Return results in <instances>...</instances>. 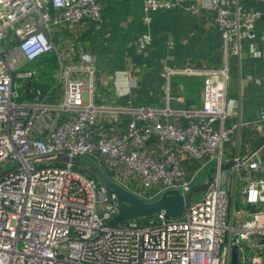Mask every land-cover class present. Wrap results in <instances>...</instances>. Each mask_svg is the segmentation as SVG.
I'll list each match as a JSON object with an SVG mask.
<instances>
[{
    "label": "built area",
    "instance_id": "2783aa9c",
    "mask_svg": "<svg viewBox=\"0 0 264 264\" xmlns=\"http://www.w3.org/2000/svg\"><path fill=\"white\" fill-rule=\"evenodd\" d=\"M182 1L143 0V7L147 13ZM207 1L227 59L239 56L264 11L247 10L239 0ZM185 6L199 12L193 2ZM85 21L102 22L99 0H0V264H232L234 248L239 264H264V153L250 146L245 157L238 153L243 129L264 133V110L235 120L237 107L226 94L228 63L221 69L163 67L167 94L174 75L204 77L202 105L189 110L200 117L184 126L161 118L169 109L140 107L131 110L125 130L109 135L92 99L89 54L82 55L88 65L77 68L89 77L73 78L67 70L60 104L45 101L39 89H25L31 102L18 99V89L36 74L23 66L57 52L52 28ZM151 42L149 34L137 39L141 49ZM261 44H252L251 52L264 64V29ZM233 136L238 152L227 164L225 144ZM60 152L88 157L147 201L167 189L189 193L201 169H210L212 181L180 218L160 211L112 224L119 202L101 181L71 163L28 161Z\"/></svg>",
    "mask_w": 264,
    "mask_h": 264
},
{
    "label": "crops",
    "instance_id": "0c3cea01",
    "mask_svg": "<svg viewBox=\"0 0 264 264\" xmlns=\"http://www.w3.org/2000/svg\"><path fill=\"white\" fill-rule=\"evenodd\" d=\"M239 1L247 10L264 11V0ZM99 2L102 8L100 24L85 21L52 28L49 36L57 46V52L52 53L57 57V65L46 74L47 67L38 59L29 62L34 65L35 79H39L46 90L42 93L41 88L29 85L23 90L25 99L22 101H33V96L25 89H39L45 101L60 104L67 70L73 78L89 77L84 69H77L88 65L82 55L89 54L94 58L92 99L99 108V117L109 128V135L125 130L131 110L140 107L169 109L166 114L160 113L161 118L183 126L200 117L198 111L189 110H198L202 105L204 77L174 75L167 94L160 75L164 66L221 69L228 63L226 94L230 103L237 107L235 120L253 119L264 110V64L251 52L252 44L262 46L264 17L257 20L255 38L244 40L240 55L227 59L215 12L207 0H183L177 7L147 13L143 0ZM189 2L195 3L199 12L188 10L185 4ZM147 16L149 20L145 19ZM142 34L152 37L146 49L139 48L137 43ZM111 127L114 130H110ZM240 139V152L236 137L225 144L227 164L232 163L235 152L243 157L248 155V146L259 154L264 153V133L245 128ZM202 173L201 169L194 182Z\"/></svg>",
    "mask_w": 264,
    "mask_h": 264
},
{
    "label": "water",
    "instance_id": "95a60500",
    "mask_svg": "<svg viewBox=\"0 0 264 264\" xmlns=\"http://www.w3.org/2000/svg\"><path fill=\"white\" fill-rule=\"evenodd\" d=\"M29 162L49 161L59 163H71L78 165L80 158H73L64 152L53 153L48 155L33 156L28 159ZM101 180L110 194H114L119 202V211L112 220V224L117 222L150 217L160 211H165L172 218H180L183 216L185 208L191 204L193 195L200 190L206 191L212 181L209 176L205 184L194 186L187 194H181L177 189H167L162 195L152 201H147L139 197L134 192L118 185L103 171L99 166L89 164L88 166ZM228 167V166H224ZM3 173L0 174V178ZM232 264H239V254L233 249Z\"/></svg>",
    "mask_w": 264,
    "mask_h": 264
},
{
    "label": "trees",
    "instance_id": "16d2710c",
    "mask_svg": "<svg viewBox=\"0 0 264 264\" xmlns=\"http://www.w3.org/2000/svg\"><path fill=\"white\" fill-rule=\"evenodd\" d=\"M52 53L53 52L44 54V55H42L41 57L38 58V61H40V63L44 64L47 67L46 74L49 73V69H53L57 65V63H56V61H57L56 58L57 57L55 55H53ZM35 61H33V62H35ZM32 66H34V65H31L30 63H27V64H25L23 66V68H25V69H33ZM38 80H37V78L35 79V76L32 77L31 79L27 80V82H25L26 83L25 86H23V87H21V88L18 89L19 92H20V94H21L18 97V99L19 100H24L25 99L22 96V94L24 92L23 90H24V88H27L29 85H31V86H33L35 88L36 87L41 88L42 89V93H44L45 90H46V87L43 84L39 83ZM17 81H19V79ZM82 158L80 159L78 165L75 166V169L78 170V171H81L82 173H85L87 176H90V177H94L95 176L94 178H96L99 181H101L100 178L87 166L86 163H88L89 160H87V159L85 160V159H82ZM101 168L103 169V171L106 174H109L110 175V172L106 168H103V167H101Z\"/></svg>",
    "mask_w": 264,
    "mask_h": 264
},
{
    "label": "rangeland",
    "instance_id": "374dc122",
    "mask_svg": "<svg viewBox=\"0 0 264 264\" xmlns=\"http://www.w3.org/2000/svg\"><path fill=\"white\" fill-rule=\"evenodd\" d=\"M82 159L89 160L88 157H83ZM88 163H92V162H90V160H89ZM209 172H210V169L208 168L205 170L204 173L200 174V176L196 179V182H194L193 186L203 184V182H205L207 180ZM204 193H205L204 190H200L194 194V197H202L204 195ZM237 208H241V206L237 205ZM248 253L251 254V252H248Z\"/></svg>",
    "mask_w": 264,
    "mask_h": 264
}]
</instances>
